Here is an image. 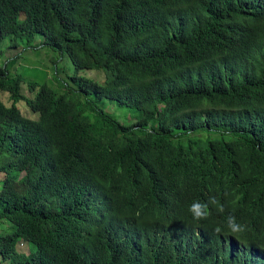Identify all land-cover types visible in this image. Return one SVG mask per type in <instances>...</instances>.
Returning a JSON list of instances; mask_svg holds the SVG:
<instances>
[{
	"label": "trees",
	"instance_id": "obj_1",
	"mask_svg": "<svg viewBox=\"0 0 264 264\" xmlns=\"http://www.w3.org/2000/svg\"><path fill=\"white\" fill-rule=\"evenodd\" d=\"M7 38L76 75L60 91L0 65L2 261L264 264V0H0ZM209 197L224 213L195 220Z\"/></svg>",
	"mask_w": 264,
	"mask_h": 264
},
{
	"label": "rangeland",
	"instance_id": "obj_2",
	"mask_svg": "<svg viewBox=\"0 0 264 264\" xmlns=\"http://www.w3.org/2000/svg\"><path fill=\"white\" fill-rule=\"evenodd\" d=\"M37 42L40 43V39H37ZM12 44L10 38L0 39V65H9L10 71L14 75L21 76L24 81H38L40 85L48 83V86L60 91L64 90L61 89L64 85L73 87L72 77L76 75V69L67 57L63 58L56 51L43 46L30 49L19 45L14 48ZM79 73L82 77L92 78L99 82H103L107 78L105 72L98 70L84 69L79 70ZM7 96H9L7 93L0 92V99L9 104ZM101 106L121 121L127 123L134 121L131 118L133 111L127 107H119L116 103L108 101H104ZM19 108L28 117L38 116L27 109L24 102L19 103ZM11 230L10 223L0 222V234L8 233ZM19 250H26V246L20 243ZM0 264H5L1 257Z\"/></svg>",
	"mask_w": 264,
	"mask_h": 264
},
{
	"label": "clouds",
	"instance_id": "obj_3",
	"mask_svg": "<svg viewBox=\"0 0 264 264\" xmlns=\"http://www.w3.org/2000/svg\"><path fill=\"white\" fill-rule=\"evenodd\" d=\"M210 205L217 206V210L220 213H224L225 211L224 206L220 205L215 197H209L207 202H201L199 200L193 201L190 205L189 211L195 220H206L210 214ZM226 228L228 232L233 236L242 235L247 231V225L239 222L237 218L232 214H229L226 217ZM215 232L217 234L221 233L222 228L219 226L216 227ZM5 264H10V262H5Z\"/></svg>",
	"mask_w": 264,
	"mask_h": 264
}]
</instances>
